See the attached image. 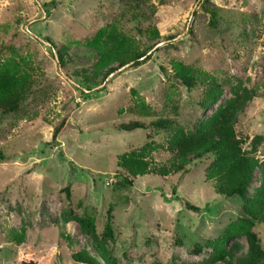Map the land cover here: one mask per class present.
Segmentation results:
<instances>
[{
  "label": "rangeland",
  "instance_id": "rangeland-1",
  "mask_svg": "<svg viewBox=\"0 0 264 264\" xmlns=\"http://www.w3.org/2000/svg\"><path fill=\"white\" fill-rule=\"evenodd\" d=\"M213 9L215 26L209 24ZM111 23L136 39L138 28L155 26L161 37L157 43L142 38L155 46L141 66L123 67L87 88L74 73L90 70L95 58L75 43ZM46 38L57 47L69 44L63 65ZM12 51L28 59L34 82L20 111L0 114V264H78L71 255L82 250L104 264L90 237L60 215L66 209L93 217L101 235L111 206L109 248L119 264H213L207 242L237 220L245 201L215 194L205 179L209 157L193 160L185 174L137 177L132 188L114 192L117 156L169 137L166 131L117 127L171 118L193 132L231 97L238 81L255 96L237 114L235 131L247 141L246 150L261 138L254 157L264 161V0H0V61ZM173 61L217 80L222 95L215 106L201 108L204 85L188 89L175 78ZM138 99L146 114L136 112ZM169 157L160 148L152 154L159 164ZM259 183L255 171L249 196ZM119 197L127 201L116 204ZM185 202L200 210H186ZM253 231L264 248V224ZM13 236H23V243ZM233 243L239 247L235 263L248 245L245 238Z\"/></svg>",
  "mask_w": 264,
  "mask_h": 264
},
{
  "label": "trees",
  "instance_id": "trees-1",
  "mask_svg": "<svg viewBox=\"0 0 264 264\" xmlns=\"http://www.w3.org/2000/svg\"><path fill=\"white\" fill-rule=\"evenodd\" d=\"M50 6H55L51 1ZM48 4V5H49ZM211 26L216 25L217 10H210ZM139 39L125 33L117 23L106 24L99 28L95 34L85 42H77L76 46H83L84 55L95 58V63L90 70L76 71L74 76L81 79L80 82L87 88L103 83L112 73L122 67L130 65L139 67L150 59L148 52L155 46H146L142 38L149 42H156L160 34L155 26L138 28ZM173 38L170 37L169 40ZM46 41L56 51V59L63 65L68 56L69 44L57 47L52 39ZM175 78L192 89L199 83L204 85V93L200 106L203 110L215 106L222 95L221 85L209 74H203L199 70L186 66L179 61L171 63ZM33 68L26 57L12 51L4 61H0V114L6 115L20 111L30 98L33 88ZM231 97L217 108V110L205 121L196 126L195 131L189 132L171 118H158L144 123L142 121H129L117 127L121 132H133L136 130L166 131L169 133L165 144L157 145L153 142L146 143L139 149H133L117 156L116 183H112L114 192L128 190L133 187L137 177L156 176L166 178L175 174H185L193 160L204 157L211 158V162L205 170V179L212 183L215 194L223 198L238 196L245 203L238 209L236 221L228 224L222 234L215 240L208 241L207 247L212 250L210 263L226 264H264V248L258 235L253 231L255 225L264 224V161L254 157V153L260 144L261 138L254 137L250 143V149L244 147L247 141L241 138L235 131V119L241 113L255 92L241 86L237 81L230 87ZM136 112L146 114L148 107L142 99H138L135 106ZM60 128L55 129L54 138ZM170 154L169 159L163 163H156L152 154L158 149ZM2 155L0 154V158ZM255 171L259 174V187L251 196L248 194L254 178ZM66 198L70 197L69 187L65 188ZM173 197L175 190H172ZM126 198L119 197L116 204L126 202ZM186 210L193 213L200 209L185 202ZM111 206L107 212V220L101 235L96 230L95 219L90 216H80L72 211L64 209L60 219L63 223L75 222L80 232L90 237L98 257L104 264H119L112 257L109 245L114 241L112 228ZM17 244L23 243V236H13ZM238 238H245L247 252L236 258L232 263L238 245L233 243ZM71 244V243H69ZM71 259L78 264H101L87 251L82 250L71 255ZM25 264H33L32 262ZM151 264H161L153 262ZM166 264H175L169 262Z\"/></svg>",
  "mask_w": 264,
  "mask_h": 264
},
{
  "label": "water",
  "instance_id": "water-1",
  "mask_svg": "<svg viewBox=\"0 0 264 264\" xmlns=\"http://www.w3.org/2000/svg\"><path fill=\"white\" fill-rule=\"evenodd\" d=\"M127 66H128V65H127ZM125 67H126V66H125ZM122 68H123V67H122ZM122 68H120V69H122ZM117 71H118V70H117ZM117 71H116V72H117Z\"/></svg>",
  "mask_w": 264,
  "mask_h": 264
}]
</instances>
